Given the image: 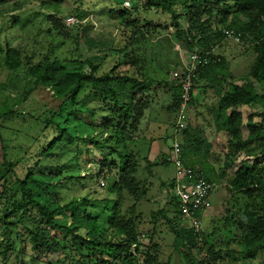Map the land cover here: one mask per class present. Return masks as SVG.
Listing matches in <instances>:
<instances>
[{
  "label": "trees",
  "instance_id": "obj_1",
  "mask_svg": "<svg viewBox=\"0 0 264 264\" xmlns=\"http://www.w3.org/2000/svg\"><path fill=\"white\" fill-rule=\"evenodd\" d=\"M144 4L148 9L169 15L175 37L187 52L191 48L203 52L211 50L225 39L226 30L239 33L242 41H249L255 52L249 77L264 80V0H145ZM138 8L131 3L119 12L123 29H128L130 34L119 47L111 49L117 61L109 70L98 73L100 64L89 58L51 61L45 58L29 69L33 77L32 87L46 88L56 98L44 119L46 126L51 125L56 135L45 150L35 155V163L26 169L21 178L14 170L16 161L2 155L0 179L4 180V185L0 200L4 199V206L0 221L6 238L1 253L4 258L13 249L9 230L16 228L17 223L22 224L24 217H28L31 212L37 218H33L37 225L35 231H29V242L31 251L38 257L65 248L69 243L73 252L72 260L79 264H162L157 258L158 246L145 244L137 230L139 220L138 215H134V208L146 197L149 184L138 177L139 165L134 154L128 151L127 143L132 140L143 112L149 106L143 96L150 92L152 84L155 82V86L167 88L172 97L170 109L177 110L180 90L177 81L169 85L163 78L144 77L146 54L139 44H144L147 35L157 28L149 21L142 24L132 18ZM3 63L9 70L18 69L22 65L18 49L7 48ZM121 64L133 68L135 75L121 71ZM227 76V68L220 57L219 62L199 68L195 83L198 79L213 83ZM255 97V94L234 84L230 90L220 94L219 104L213 113L215 128L227 135V152L221 176L225 169L231 171L228 180L230 190L252 201L251 207L246 208L243 215L233 222L239 233L242 246L240 254L244 260L254 258L264 250V137L260 131L261 126H264V117L259 125L253 124L251 117L244 122L242 113L236 110L251 105ZM97 100H101L102 108L107 113L101 122L92 121L96 109L90 103ZM14 112L6 105L0 107V149L3 147V123L6 120L12 121L11 116L18 114ZM78 113L87 122L90 121V131L82 136H75L68 129L71 114ZM59 119L63 125L59 124ZM244 124L248 128L246 138L241 135ZM181 136L185 165L199 168L207 180L215 185L220 176H215L208 165L195 166L197 163L192 159L202 147L205 148V154L210 147L201 135V129L187 125L181 131ZM58 143L77 147L90 145L92 149L89 152L94 149L103 150V158L91 166L99 167V171L107 167L109 175L114 172V175L106 176L108 193L113 197L100 200L81 197L66 203H57L54 196L52 200H39L36 189L42 181L34 178V168L38 166L40 156L50 153ZM240 156L242 158L239 159ZM167 163L164 155L161 161L148 163L147 172L151 173L152 166ZM8 173H11V179ZM85 175L84 170L78 175L62 177L58 182L64 179L79 180ZM257 200H260L258 204ZM125 201H131L132 204L125 208L127 210H122ZM150 217L153 224L162 219L170 227L174 235V248L184 250L183 255L188 264H221L216 258L220 252L213 251L211 247L205 251L211 260L207 255L199 257L206 245L204 231L198 235L191 230L178 229L177 208L172 198L170 209L151 212Z\"/></svg>",
  "mask_w": 264,
  "mask_h": 264
},
{
  "label": "rangeland",
  "instance_id": "obj_2",
  "mask_svg": "<svg viewBox=\"0 0 264 264\" xmlns=\"http://www.w3.org/2000/svg\"><path fill=\"white\" fill-rule=\"evenodd\" d=\"M125 1L139 7L132 18L142 24L149 21L157 28L147 35L144 44H139L146 54L144 77L163 78L169 85H174L172 70L180 66L181 57L186 55V50L175 37L169 15L146 8L145 0H0V107L6 105L18 113L11 116L12 121L6 120L3 123L0 161L3 156L16 161L14 170L20 178L35 163V155L45 150L56 135L53 127L46 126L44 122L48 116V108L54 105L56 98L46 88L32 87L33 77L30 76L29 69L45 58L49 61L89 58L100 64L98 73L109 70L117 61L111 49L119 47L130 34L128 29H123L119 19V12L125 7ZM183 27H186L184 22ZM7 48H16L20 53L22 65L16 70H9L4 66L3 56ZM213 52L222 58L229 76L221 81L216 79L213 83L198 79L193 90V100L186 108L188 125L201 129V135L210 144L206 154L202 147L196 156H192L197 163L195 166L208 165L215 176H220L211 195L212 207L203 219L206 245L199 257L206 256L207 247H211L213 251L220 252L216 258L221 264H264V250L246 260L240 254L242 246L233 222L243 215L246 208L251 207L252 201L230 190L228 180L231 171L225 169L221 176L227 152V135L218 131L213 122L220 94L236 84L256 96L251 105L238 107L236 110L242 113L244 122L251 117L253 124L262 123L264 80L249 77L255 56L249 41L236 43L231 39H224L213 47ZM121 65V71L127 75H135L133 68ZM30 89L32 92H29ZM143 98L148 100L149 106L143 112L138 128L132 134V140L127 143L128 151L134 154L139 165L138 177L149 184L146 197L134 208V215H138L139 220L137 230L145 244L158 246L159 262L188 264L183 255L184 250L174 248V235L170 227L162 219L153 224L150 217L151 212L170 209L175 167L172 162L152 166L151 176L146 169L148 163L161 161L164 155L165 159L168 158L176 134L177 111L169 108L172 97L167 88L155 86V82ZM90 104L96 109L92 121L101 122L107 115L101 100L91 101ZM71 115L68 129L73 135L82 136L90 131V121L83 119L80 113ZM37 116L39 119H35ZM58 121L63 125L61 119ZM260 131L264 137V126H261ZM247 134L248 128L244 124L241 128L242 138H246ZM176 138L182 142L181 132L177 133ZM89 149H92L91 146L86 144L77 147L58 143L52 152L40 156L38 166L34 168V178L42 181L36 189V193L39 192L38 199L44 202L52 200L54 196L57 203H66L81 197L97 200L112 198L113 195L108 193L106 176L114 175V172L109 175L107 167L99 171V167L91 166L92 163H99L105 152L95 149L89 152ZM84 170V178L58 182L62 177L78 175ZM8 176L11 179V173ZM3 182L0 179V192ZM53 183H56L55 186ZM3 201L4 199L0 200V219L3 217ZM259 202L257 200V204ZM131 204V201H125L122 210H127L125 208H129ZM33 218L37 219L30 212L28 217H24L22 224L17 223L16 228L9 230L13 249L9 250L5 258L1 254L6 243L3 236L5 229L0 221V264H79L72 260L73 252L69 243L65 248L44 256L34 255L29 242V231H35L37 225ZM11 220L15 221L14 218ZM56 239L60 240V237L56 236ZM207 258L211 260L208 255Z\"/></svg>",
  "mask_w": 264,
  "mask_h": 264
},
{
  "label": "built area",
  "instance_id": "obj_3",
  "mask_svg": "<svg viewBox=\"0 0 264 264\" xmlns=\"http://www.w3.org/2000/svg\"><path fill=\"white\" fill-rule=\"evenodd\" d=\"M127 8L130 3L124 2ZM225 39H231L236 43H242L239 33L224 31ZM220 58L214 54L213 48L209 51H199L191 48L186 55L181 57L180 66L172 70V78L177 81L180 90V99L177 106V119L175 123L174 143L169 150L168 162H172L176 173L172 182V199L177 208L178 229L191 230L194 234H201L204 230L203 219L206 212L212 207V193L215 185L207 180L199 168L186 166L182 159L181 142L176 138L188 125L186 108L193 97L195 81L199 68L211 63L219 62ZM103 185V184H102Z\"/></svg>",
  "mask_w": 264,
  "mask_h": 264
},
{
  "label": "crops",
  "instance_id": "obj_4",
  "mask_svg": "<svg viewBox=\"0 0 264 264\" xmlns=\"http://www.w3.org/2000/svg\"><path fill=\"white\" fill-rule=\"evenodd\" d=\"M195 88V87H194ZM190 106V105H189Z\"/></svg>",
  "mask_w": 264,
  "mask_h": 264
}]
</instances>
